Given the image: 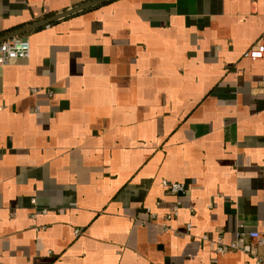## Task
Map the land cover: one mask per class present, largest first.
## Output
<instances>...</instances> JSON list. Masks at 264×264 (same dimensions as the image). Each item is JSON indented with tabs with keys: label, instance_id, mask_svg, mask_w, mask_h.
<instances>
[{
	"label": "crops",
	"instance_id": "1",
	"mask_svg": "<svg viewBox=\"0 0 264 264\" xmlns=\"http://www.w3.org/2000/svg\"><path fill=\"white\" fill-rule=\"evenodd\" d=\"M90 1L0 0V38ZM262 35L264 0H106L15 35L0 264H264L212 241L264 234V57L243 56Z\"/></svg>",
	"mask_w": 264,
	"mask_h": 264
},
{
	"label": "built area",
	"instance_id": "2",
	"mask_svg": "<svg viewBox=\"0 0 264 264\" xmlns=\"http://www.w3.org/2000/svg\"><path fill=\"white\" fill-rule=\"evenodd\" d=\"M30 55V42L28 38L14 36L0 42V66L6 65L10 60L16 58H28ZM243 56L252 60L261 59L264 57V35L257 40V42L248 48ZM165 192L171 195H179L185 192V185L182 182H168L166 180L161 181ZM31 203L35 204V198L31 199ZM179 202L176 201L175 205L169 210L161 223L163 231L169 230L171 227L169 221L175 218L178 214ZM150 217H154L152 212L149 213ZM187 229H190V225H187ZM203 239L207 240L208 236L203 235ZM246 239H251L256 242L257 245L264 246V234L258 230H245L243 225H239L235 234L234 240L229 243L223 242L222 238L216 236L212 239L215 244L216 253L223 255L230 250L245 251L247 245Z\"/></svg>",
	"mask_w": 264,
	"mask_h": 264
},
{
	"label": "water",
	"instance_id": "3",
	"mask_svg": "<svg viewBox=\"0 0 264 264\" xmlns=\"http://www.w3.org/2000/svg\"><path fill=\"white\" fill-rule=\"evenodd\" d=\"M104 1H106V0H93V1H90V2H86V3L81 4V5L75 7L73 9H71V10H67L65 12H62L61 14H58V15L50 18V19L43 20L41 22H38V23H35V24L30 25L28 27H25V28H22L20 30H17V31H15V32L7 35V36L1 37L0 38V42L1 41H4L5 39H9V38H11V37H13L15 35H20V34H23V33L27 32V31H29L31 29H34V28H37L39 26L45 25V24H47V23H49V22H51L53 20H56L58 18L65 17V16H68V15H70L72 13H75V12H78V11H81V10H84V9H87V8H89L91 6L100 4V3L104 2Z\"/></svg>",
	"mask_w": 264,
	"mask_h": 264
}]
</instances>
